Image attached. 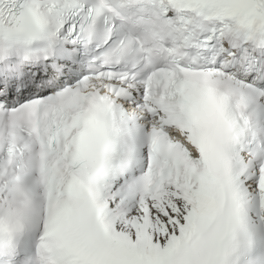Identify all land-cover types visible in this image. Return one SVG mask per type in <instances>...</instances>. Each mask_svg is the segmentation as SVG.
<instances>
[{
  "label": "snow or ice",
  "instance_id": "obj_1",
  "mask_svg": "<svg viewBox=\"0 0 264 264\" xmlns=\"http://www.w3.org/2000/svg\"><path fill=\"white\" fill-rule=\"evenodd\" d=\"M0 264H264V0H0Z\"/></svg>",
  "mask_w": 264,
  "mask_h": 264
}]
</instances>
